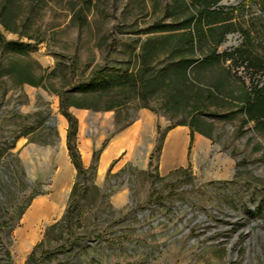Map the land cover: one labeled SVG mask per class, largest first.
Instances as JSON below:
<instances>
[{"label":"rangeland","instance_id":"374dc122","mask_svg":"<svg viewBox=\"0 0 264 264\" xmlns=\"http://www.w3.org/2000/svg\"><path fill=\"white\" fill-rule=\"evenodd\" d=\"M212 8L223 14L196 0H0V264H264V125L243 124L264 84V0ZM96 70L103 86L81 89ZM137 119L133 144L104 160ZM189 123V168L162 170L168 130Z\"/></svg>","mask_w":264,"mask_h":264},{"label":"trees","instance_id":"16d2710c","mask_svg":"<svg viewBox=\"0 0 264 264\" xmlns=\"http://www.w3.org/2000/svg\"><path fill=\"white\" fill-rule=\"evenodd\" d=\"M198 4L200 5V12H204L207 15H211L215 18H218L223 13L220 10H216L215 8H212L215 6L220 0H196ZM225 35V32L221 34L219 39L216 41V45L219 44ZM182 36L185 37L186 41L189 38V41L191 44H193V35L192 32L188 31L187 33H183ZM15 44L13 41H4L2 46L3 48H12V46ZM141 83L145 82V77H143L142 74L138 73L137 78ZM105 83L104 79V72L102 70H96L91 77L87 81H82L79 83V87L83 90L87 89H98L103 86ZM60 110L61 113L65 116L68 122L67 131H66V146L68 149L69 156L71 158L72 163L77 169L78 175L85 176L86 169L82 164L80 153L77 149L75 138L77 133V119L76 117L67 110L66 105L64 104L63 100H60ZM245 111H246V117L243 119V124H246L249 121H255L256 125H264V84H262L258 89H256L253 92L252 97L247 101L245 105ZM190 128V139H189V145H188V156L190 153L191 143L193 140V132L195 130L192 123H189ZM150 163V161H149ZM189 168V165L184 167H177L175 171L177 170H185ZM83 184H80L79 181H75L73 188H72V199L69 203L68 207L71 205V203H74L76 198L78 197V191L79 188ZM68 210H66L67 214ZM38 244H35L34 248L30 252L28 258H31L34 253V249Z\"/></svg>","mask_w":264,"mask_h":264},{"label":"crops","instance_id":"0c3cea01","mask_svg":"<svg viewBox=\"0 0 264 264\" xmlns=\"http://www.w3.org/2000/svg\"><path fill=\"white\" fill-rule=\"evenodd\" d=\"M90 113L93 114V112ZM143 116L147 117V114H143ZM138 122L139 120L137 119L127 130L119 133L113 139L111 144L106 149L104 160H106L110 154H113L118 149H121L123 146L125 145L131 146L133 144L134 135H135L134 132L137 131ZM189 139H190V129L186 125L175 126L170 130H168L166 137L164 139V145L160 160L161 161L160 165L162 170H169L172 167L184 166L186 164L188 159L187 153H188Z\"/></svg>","mask_w":264,"mask_h":264},{"label":"bare ground","instance_id":"6f19581e","mask_svg":"<svg viewBox=\"0 0 264 264\" xmlns=\"http://www.w3.org/2000/svg\"><path fill=\"white\" fill-rule=\"evenodd\" d=\"M80 119H81V117H80ZM65 124H66V118L65 117H63V116H60L59 117V128H60V130H61V133L63 134L64 133V126H65ZM127 136H129V135H127ZM130 138V137H129ZM128 138V139H129ZM198 138V140L200 141V138L199 137H197ZM175 141V140H174ZM124 142V141H123ZM123 142H121V143H123ZM125 143V142H124ZM123 145V144H122ZM173 148V147H172ZM140 153V152H139ZM170 155H172V154H170ZM176 157V156H175ZM59 207V206H58ZM59 210V209H58ZM56 211V210H55Z\"/></svg>","mask_w":264,"mask_h":264}]
</instances>
